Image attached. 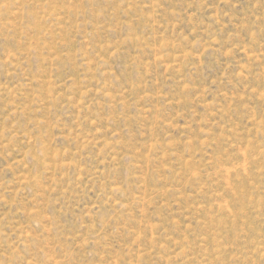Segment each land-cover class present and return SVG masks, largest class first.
I'll return each mask as SVG.
<instances>
[{"label":"rangeland","instance_id":"1","mask_svg":"<svg viewBox=\"0 0 264 264\" xmlns=\"http://www.w3.org/2000/svg\"><path fill=\"white\" fill-rule=\"evenodd\" d=\"M0 264H264V0H0Z\"/></svg>","mask_w":264,"mask_h":264}]
</instances>
